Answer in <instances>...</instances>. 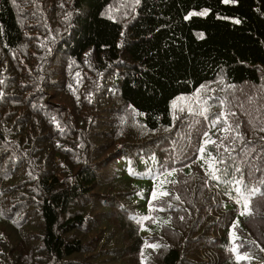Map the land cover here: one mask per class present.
I'll return each mask as SVG.
<instances>
[{
	"label": "trees",
	"instance_id": "16d2710c",
	"mask_svg": "<svg viewBox=\"0 0 264 264\" xmlns=\"http://www.w3.org/2000/svg\"><path fill=\"white\" fill-rule=\"evenodd\" d=\"M0 264H264V0H0Z\"/></svg>",
	"mask_w": 264,
	"mask_h": 264
},
{
	"label": "rangeland",
	"instance_id": "374dc122",
	"mask_svg": "<svg viewBox=\"0 0 264 264\" xmlns=\"http://www.w3.org/2000/svg\"><path fill=\"white\" fill-rule=\"evenodd\" d=\"M199 160L201 162H206L207 157L203 154H199ZM172 173L169 175V179H166L165 177L161 178L160 181L152 186H150L152 194H155V196H158L163 193L165 187L167 186L169 181L173 180ZM154 195H149V199H151ZM145 216L140 218L141 223V233L142 234H149L152 231H157L159 227V223L161 220H157L153 225L147 226L144 224Z\"/></svg>",
	"mask_w": 264,
	"mask_h": 264
},
{
	"label": "snow or ice",
	"instance_id": "6c2138e0",
	"mask_svg": "<svg viewBox=\"0 0 264 264\" xmlns=\"http://www.w3.org/2000/svg\"><path fill=\"white\" fill-rule=\"evenodd\" d=\"M225 2L227 3V2H229V0H225ZM205 13H200V15H204ZM192 15H195V13H193ZM239 21H237V23H238ZM207 143V142H206ZM201 151H203V149H201ZM236 191H240V189L239 188H237L236 189ZM164 195H166L167 193H163ZM154 195V198H155V194H153ZM245 209H247V203H245ZM242 215L244 214V213H241ZM152 247H156L155 245H153ZM237 259L238 260H240V259H244V257H240V256H238L237 257Z\"/></svg>",
	"mask_w": 264,
	"mask_h": 264
}]
</instances>
